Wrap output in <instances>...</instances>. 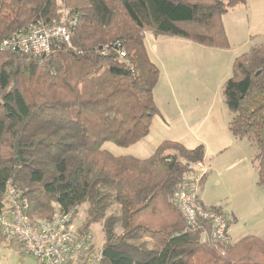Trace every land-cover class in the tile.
Here are the masks:
<instances>
[{"label":"trees","instance_id":"trees-1","mask_svg":"<svg viewBox=\"0 0 264 264\" xmlns=\"http://www.w3.org/2000/svg\"><path fill=\"white\" fill-rule=\"evenodd\" d=\"M244 4L0 0V43L33 26L74 22L71 48L57 44L43 60L0 50V212L9 181L27 199L30 220H49L51 203L62 213L86 205L78 232L100 226L98 264H264L257 237L215 246L185 228L172 199L186 173L182 160L202 161V146L163 141L143 160L101 149L104 142L135 144L159 115L153 98L159 71L147 55L145 34L227 49L222 16ZM222 97L228 131L253 143L251 165L264 187V42L233 60ZM13 245L0 234V247Z\"/></svg>","mask_w":264,"mask_h":264},{"label":"rangeland","instance_id":"rangeland-1","mask_svg":"<svg viewBox=\"0 0 264 264\" xmlns=\"http://www.w3.org/2000/svg\"><path fill=\"white\" fill-rule=\"evenodd\" d=\"M64 12L65 10L63 13ZM163 40H167V42H164ZM174 40H171L169 37L155 38L148 33L145 38V46L148 55L150 59L155 62L160 71L157 85L153 89L154 97L161 111V116L163 115L165 117L166 122H169V119L173 121V125L167 126L163 121L164 119L154 117L151 121L149 134L135 144L126 148H119L111 142H104L101 149L111 153L115 157L130 156L143 160L150 157L153 154L156 145L165 140H175L182 144L184 143L186 148L193 146L194 137L205 141L209 148L216 142H225V136L228 134L227 124L230 114L224 106L222 97V78L225 69L223 68L221 59L218 64L216 58L209 54L210 51H205L209 55L203 53L199 55H194V53L190 54V51L182 49L183 43L179 44L177 42H185L188 46H193V43L185 40L178 41L179 38ZM263 42L264 37L252 40L251 46L249 45V48L244 49L242 54L247 53L251 47L260 45ZM194 46H196V44ZM206 57L210 59L208 62H206ZM192 58H195L193 63H195L196 67L192 66V68L186 70L184 59L187 60ZM177 76H180L185 81L187 76L188 78H192L191 81H187L192 87H190V94L188 93L186 96H195L194 94L197 90L203 91V94L200 95L201 97H199V99L193 98V102L190 103V106L188 108L185 107L180 114H178L177 110L175 111V105H168L164 101L171 89L173 90V95L175 97V92L178 90L176 84L178 83ZM230 76L231 68L226 77L229 78ZM170 77L171 79L173 78V82H170ZM167 80L172 84L171 88L168 87ZM240 146L241 152H239L238 158L241 159V164L233 166L231 170L229 169L227 171L226 167L231 164L228 161L224 167L220 168V173H222L218 176H214L212 180V186H217V188L210 190V198L215 200L218 196L224 195L226 191L221 187L224 178L236 175L239 179L236 186H244L242 190V194L244 195L242 197H237L236 199L231 197L235 208H237L239 202L236 217L238 225L240 226L238 231L236 230L231 234L230 239L232 242H236L245 236H257L264 242V187L257 185L256 173L250 166L251 157L254 154V145L252 142L242 139ZM242 157L250 158L248 164L245 161L243 162ZM238 158H236V160ZM200 162L203 163V160ZM186 163L195 164V162L190 160H182L183 166ZM224 168H226L224 170L225 172L223 171ZM247 170H249L248 176L245 175ZM254 179L256 184L253 182ZM233 180L234 179H232L231 183ZM248 182L249 185H246ZM226 187H229V182ZM230 193H232V190ZM248 194L251 195V198L244 199ZM248 200H250L249 203L245 204ZM261 205L263 211L260 210ZM215 207V209H218L221 213L225 214L224 209L226 206L224 207L219 204ZM51 208L53 210V203H51ZM75 210V215L71 212V224L74 230L79 233L78 228L83 224L82 222L85 217L86 205L79 206ZM92 227L93 229L89 228L83 232L89 233L93 242V248L87 257L88 259L97 254L101 249L102 244L100 226L93 225ZM0 264L37 263L32 257L21 255L18 251V246L13 245L0 247ZM76 264L79 263L76 261Z\"/></svg>","mask_w":264,"mask_h":264},{"label":"built area","instance_id":"built-area-1","mask_svg":"<svg viewBox=\"0 0 264 264\" xmlns=\"http://www.w3.org/2000/svg\"><path fill=\"white\" fill-rule=\"evenodd\" d=\"M67 15V11L64 12ZM73 21L33 26L25 32L14 33L0 43L1 51L29 54L39 60L51 55L57 44L71 48L70 26ZM120 59L124 51L116 43ZM106 48L100 51L104 54ZM186 173L174 193L172 203L180 213L188 231H200L201 242L215 246L232 244L225 216L203 206L199 200L201 182L208 168L200 161L184 165ZM28 202L9 181L0 212V234L18 246L21 255L32 257L37 264H76L79 255L85 256L82 264H98L101 250L87 258L93 248L89 233H77L71 224V212L62 213L53 203L49 220H30ZM203 223L208 225L205 230ZM75 260V261H74Z\"/></svg>","mask_w":264,"mask_h":264},{"label":"crops","instance_id":"crops-1","mask_svg":"<svg viewBox=\"0 0 264 264\" xmlns=\"http://www.w3.org/2000/svg\"><path fill=\"white\" fill-rule=\"evenodd\" d=\"M222 25H223V29L225 31V35L227 37V41H228V48L227 49H218V48H209V47H204V46H199L193 43V46H188L187 43L185 42H177V43H183L182 44V49L186 50V51H190V54L194 55H199V54H208L205 51H210V55L213 56L214 58H216V62L218 63L219 60L221 59L223 68L224 70V75H223V85L225 83V81L227 80L228 77L227 74L229 72V69L232 68V63L233 60L242 55V51H244V49L249 48L251 46V42L254 39L257 38H261L264 37V0H245V4L239 7H236L230 11H228L227 13H225L222 16ZM147 36V33L144 36V41L145 38ZM171 38V37H169ZM176 38H171V40H174ZM184 39H179L178 41H181ZM164 42H167V40H163ZM175 41V40H174ZM187 41V40H185ZM189 42V41H188ZM192 43V42H190ZM250 45V46H249ZM146 47V46H145ZM147 51V49H146ZM241 52V53H240ZM189 54V55H190ZM208 54V55H209ZM147 55H148V51H147ZM203 56V55H202ZM149 57V55H148ZM150 59V57H149ZM151 60V59H150ZM210 59L208 57H206V62H208ZM185 65H186V70H188L189 68H192V66L196 67L195 63H193V61H195V58L192 59H187L185 60ZM151 62L153 64H155L154 61L151 60ZM219 64V63H218ZM156 65V64H155ZM157 67V65H156ZM158 68V67H157ZM159 71V69H158ZM160 74V71H159ZM190 75V74H189ZM192 76V75H191ZM173 79V78H172ZM170 77V82L173 80ZM192 78H186V81L183 80V78H181L180 76H177V86H178V90L177 92H175V97L173 95V90H169L168 96L167 98L164 100L166 102V104H170V105H175V111L177 110L178 114L181 113V111L186 107L188 108L190 106V103L193 102V98H198L201 97L200 95L203 94V91L201 90H197L196 93L194 94L195 96H189L191 98H189L188 96H186L188 93L190 94V87H192L187 81H191ZM167 80L168 83V87L171 88V83ZM223 88V86H222ZM205 93V92H204ZM153 98H154V102L155 105L159 111V115L156 116L160 119H164V123L167 124V126L173 125V121H171L169 119V122L165 120V117L162 115L161 116V111L156 103V99L154 97V93H153ZM167 112V111H166ZM184 116V115H183ZM226 137V138H225ZM225 142H216L214 143V145L209 146L205 143V141L199 140L197 137H194V143L192 147H188L186 148L184 143H180L178 141L175 140H171V142H177L182 144L186 149H193L197 146H202L204 149V158H203V163L205 164V166L208 168L207 174L205 175L201 187H200V191H199V200L201 202V204L203 206H205L206 208H216L215 206L217 205H223L225 207L224 209V213H222L223 216H225V218L228 221V235L229 238L231 236V234L234 231H238L239 230V226L238 222H237V208L239 205H237V208H235L234 204H233V199L232 198H237V197H242L244 194H242V190L244 188V186L242 187H238L237 185V181L239 180L236 175H232L231 176H227L226 178H224L223 183L221 184V187L223 188V190H225V194L218 196L215 200L210 198V190L211 189H215L217 188V186H212L213 182V178L214 176H218L220 173V168L224 167V165L226 163H231L229 164L226 168L227 171L230 169H232L233 166L236 165H240L241 164V159H239V152H241V141L242 140H238L235 139L231 136V134L228 131V134L225 136ZM167 141V140H165ZM163 142V141H162ZM160 142V143H162ZM158 143L156 145V147L160 144ZM156 147L154 148V150L156 149ZM231 148V150H230ZM231 151V152H230ZM253 156V155H252ZM236 158H238L236 160ZM243 158V162H249V159L247 157H242ZM252 158V157H251ZM228 159V160H227ZM250 166L251 162H250ZM224 168L223 171L226 169ZM252 170L254 171L253 167ZM248 171L246 172V176H248ZM225 172V171H224ZM255 172V171H254ZM244 174V173H243ZM233 180V182L231 183V181ZM229 182V187H226V185ZM254 184L255 183V179H254ZM218 184V183H217ZM232 184V186H231ZM249 185V182L246 184ZM236 189V190H235ZM232 190V193H230ZM235 190V192H234ZM232 197V198H231ZM246 198H251V195H246ZM250 200L246 201L245 204H248ZM223 202V203H222ZM205 204V205H204ZM207 206H211V207H207ZM264 209V208H263ZM260 210H262V205L260 207ZM263 211V210H262ZM93 229V227H91ZM248 237V236H245ZM243 237V238H245ZM257 237V236H254ZM243 238L239 239L236 242H232V244H235L237 242H239L240 240H242ZM260 238V237H257ZM231 240V239H230ZM261 240V239H260Z\"/></svg>","mask_w":264,"mask_h":264}]
</instances>
